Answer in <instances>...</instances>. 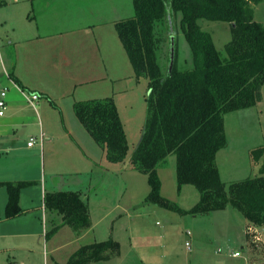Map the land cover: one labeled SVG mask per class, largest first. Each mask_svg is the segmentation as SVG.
Wrapping results in <instances>:
<instances>
[{
    "label": "trees",
    "instance_id": "1",
    "mask_svg": "<svg viewBox=\"0 0 264 264\" xmlns=\"http://www.w3.org/2000/svg\"><path fill=\"white\" fill-rule=\"evenodd\" d=\"M262 1L133 0V14L115 22L114 28L135 74L147 78L150 90L145 97L147 108L141 136L130 158L133 167L147 175L150 190L145 203L181 215L206 214L230 206L249 223L264 227V150L253 155L259 162L258 175L227 186L216 162L217 152L228 143L225 114L255 106L261 100L264 24L254 16L255 6ZM178 13L193 67L179 68L173 39V66L171 70L168 66L164 73L157 60L155 26L167 22L170 27L173 14ZM201 19L229 23L231 38L225 43L224 58L211 34L200 26ZM169 46H172L170 38ZM73 105L77 119L103 148L107 161L125 162L129 143L113 98H93ZM169 154L176 160L177 192L184 185L192 184L199 193V200L189 209L161 195L162 181L157 168ZM0 184L8 194L4 216H16L21 211L20 190L35 183L19 180ZM43 201L48 213H56L60 220V223L52 222L46 237L63 224L77 232L90 226L88 203L79 191L46 192ZM246 235L249 236L248 231ZM119 253L117 239L94 241L81 245L65 263L58 264H90L110 260Z\"/></svg>",
    "mask_w": 264,
    "mask_h": 264
},
{
    "label": "crops",
    "instance_id": "2",
    "mask_svg": "<svg viewBox=\"0 0 264 264\" xmlns=\"http://www.w3.org/2000/svg\"><path fill=\"white\" fill-rule=\"evenodd\" d=\"M133 12V0H0V36L8 45L0 51V88L8 89L7 109L0 116V182L35 183L20 190L21 211L11 217L4 216L8 194L0 184V264L65 263L81 245L98 241L88 189L105 152L83 131L73 104L111 96L119 105L114 83L121 80L122 68L114 59L125 54L114 24ZM108 38L116 52L106 66L101 58L103 44L112 42ZM33 93L38 98L32 106L27 96ZM55 190L81 193L88 203L87 229L77 232L63 224L46 237L52 222L60 223L43 201ZM121 228L129 234L128 225ZM134 234L131 249L143 264H161V253L173 247ZM210 253L204 255L209 259ZM121 255L120 243L119 255L90 264L114 263Z\"/></svg>",
    "mask_w": 264,
    "mask_h": 264
},
{
    "label": "rangeland",
    "instance_id": "3",
    "mask_svg": "<svg viewBox=\"0 0 264 264\" xmlns=\"http://www.w3.org/2000/svg\"><path fill=\"white\" fill-rule=\"evenodd\" d=\"M173 15L170 27L167 22H160L155 26L158 38L157 60L164 73L169 66L168 57L169 50H171L169 38L171 36L177 45L179 68L186 70V68L193 67L189 45L179 26L180 14ZM254 18L264 24V1L255 6ZM198 22L203 30L211 34L213 43L221 57L224 58L226 56L225 43L231 38L229 23L207 19H201ZM108 41H112L109 44L110 47L107 42L103 44L106 49L101 58L106 66L114 59L116 52L113 39L108 38ZM5 45L7 44L4 36H0L1 53L4 47L7 48ZM123 52L125 56L114 59L122 68V78L114 83V91L119 105L115 104L118 106L119 117L124 125L130 151L125 162L120 164L108 162L104 155L98 161L100 164L96 168L99 174H95L92 180L89 179L88 189L89 196L91 194L92 219L97 220L95 237L98 241L114 238L121 243L122 255L116 262L102 264H143L131 249L129 236L132 232L141 237L152 236V239L157 241L161 239V244L164 240L172 244L170 251L166 254L161 253V264H264V227L249 223L232 207L228 206L224 210L210 211L206 214L181 215L144 202L150 190L147 175L135 169L130 160L126 163V160L141 136L147 108L145 97L148 95L149 88L147 78L135 74L124 49ZM96 61H99V58ZM127 63L129 66L125 67ZM261 94V100L255 106L229 112L224 116L228 143L225 148L217 152L216 162L220 177L226 186L231 182L259 174V162L253 155L264 150V85ZM82 129L87 135L86 130ZM81 155L85 157L82 153ZM85 161L88 165L87 158ZM175 164V156L169 154L165 162L157 168L158 176L162 181L161 195L168 200L175 201L180 207L189 209L199 200V193L192 184L184 185L182 191L177 192ZM127 225L130 228L129 234L121 228ZM252 228L260 230L258 234L260 240L257 244L250 236ZM163 231L168 234L162 236ZM247 231L249 236L246 235ZM156 232L159 233L158 237H156ZM137 234L132 236L137 237ZM215 249L218 250L217 254L213 253ZM209 250L211 257L208 259L204 252ZM234 250H239L241 256L234 257L231 254Z\"/></svg>",
    "mask_w": 264,
    "mask_h": 264
},
{
    "label": "built area",
    "instance_id": "4",
    "mask_svg": "<svg viewBox=\"0 0 264 264\" xmlns=\"http://www.w3.org/2000/svg\"><path fill=\"white\" fill-rule=\"evenodd\" d=\"M7 88L4 87V89H2L0 91V116L4 115L7 109V101H6V96H7ZM38 98V94L37 93H33L29 96H27V101L33 106L34 100ZM35 142V137L34 138H30L27 142V145L31 146L33 145V143ZM260 231V230H259ZM258 230H256L255 228H252V232H250V235L252 237V241L254 243H259L258 241L260 240L259 235L260 232ZM249 233V232H248ZM234 257H239L241 256L240 251L239 250H234L231 253Z\"/></svg>",
    "mask_w": 264,
    "mask_h": 264
},
{
    "label": "water",
    "instance_id": "5",
    "mask_svg": "<svg viewBox=\"0 0 264 264\" xmlns=\"http://www.w3.org/2000/svg\"><path fill=\"white\" fill-rule=\"evenodd\" d=\"M170 45H172L171 46V52H170V61H169V70H171V68H172V63H173V52H174V47H173V38H172V36H171V38H170ZM150 91V90H149ZM130 157H131V155H130ZM130 157H128V159L126 160V163H128L129 162V160H130Z\"/></svg>",
    "mask_w": 264,
    "mask_h": 264
}]
</instances>
